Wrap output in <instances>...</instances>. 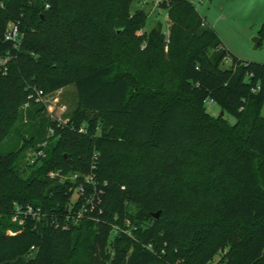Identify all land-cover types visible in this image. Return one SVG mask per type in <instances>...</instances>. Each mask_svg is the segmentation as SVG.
I'll use <instances>...</instances> for the list:
<instances>
[{
  "label": "trees",
  "instance_id": "obj_1",
  "mask_svg": "<svg viewBox=\"0 0 264 264\" xmlns=\"http://www.w3.org/2000/svg\"><path fill=\"white\" fill-rule=\"evenodd\" d=\"M133 1L0 0V147L23 141L0 150V264H207L222 251L219 264H264V63L234 55L190 0L160 4L169 35L160 21L142 32ZM69 85L64 124L30 97ZM76 174L95 184L64 228L82 179L61 177ZM17 205L39 214L21 224Z\"/></svg>",
  "mask_w": 264,
  "mask_h": 264
},
{
  "label": "rangeland",
  "instance_id": "obj_2",
  "mask_svg": "<svg viewBox=\"0 0 264 264\" xmlns=\"http://www.w3.org/2000/svg\"><path fill=\"white\" fill-rule=\"evenodd\" d=\"M190 1L195 4L199 14L207 21V23L216 29L227 48L233 50L230 45H233L234 47L236 46L241 49L242 53H247L250 55L249 57H245L237 54L243 59L264 63V41L260 46H258V48H255V43L253 41L255 37L259 36V30L264 21V0H217V2L215 0ZM162 2L163 0L133 1L131 5V10L133 12L137 9H143L148 14V19L142 32L151 31L157 25V22L160 21L163 23L164 32L169 35L171 21L168 16V11L160 5ZM230 62L231 61L228 60L226 66H230ZM32 89L33 90L30 97L34 98L37 102L43 103L46 106L47 115H49L51 118H61L63 121L58 119L60 123L64 124V121L68 120L66 113L69 110H73L77 105V90L75 85H69L65 88H61V92L58 93L55 91L53 93L43 94L42 97H38L37 94L40 89H37L36 87H33ZM57 95L59 96L60 102L58 104H54L53 101ZM61 105L66 106V112L63 113L61 111ZM28 106L29 102L25 105V107L27 108ZM207 110L214 116L221 114L222 111L220 106L212 101L207 103ZM262 114L264 115V107ZM223 116L232 124L236 122V118L229 113H225ZM26 132H28V127L25 129V133ZM52 133L53 128H48L47 136L52 135ZM45 145L46 141L38 144L35 147L26 148L24 150L21 163H23V165L25 163H33L36 155L40 154L42 151L37 150L38 147ZM22 146L23 141L20 139L18 140L17 135L13 134L2 144L0 150L6 152L13 148L19 149ZM60 174V171H51L49 176L54 178L60 176ZM67 178H70L73 181L75 180L72 176L64 175L61 177V181H65ZM77 196V192H75L71 199V204L68 206V210L73 207L75 201L78 199ZM73 211L77 212V209H74ZM129 225V222H126L125 225L118 224L115 226L114 230H118L119 232H130L125 227ZM8 233L12 234L13 232L9 230ZM223 253L224 252L222 251L221 254L217 255L207 264H219V258ZM16 260V264H20V262L26 264L27 262V259L24 257ZM7 264H10V262Z\"/></svg>",
  "mask_w": 264,
  "mask_h": 264
},
{
  "label": "built area",
  "instance_id": "obj_3",
  "mask_svg": "<svg viewBox=\"0 0 264 264\" xmlns=\"http://www.w3.org/2000/svg\"><path fill=\"white\" fill-rule=\"evenodd\" d=\"M200 1H204V0H200ZM48 5V4H47ZM5 38L9 41H11L15 47H19V45L21 44V40H22V33L20 31L19 25L17 23H13L11 22L9 24V26L7 27L6 33H5ZM1 61L3 63L7 62V57H3L1 59ZM61 92V89L57 90V93ZM38 97H42L43 94H45L42 90H40L39 92H37ZM54 104H58L60 102L59 96H55L54 98ZM52 108V107H50ZM61 111L64 113L66 112L67 108L64 105L60 106ZM53 119H59L62 120L61 118H56V117H52ZM63 121V120H62ZM67 120H65L64 122H66ZM84 128H81L80 131H84ZM74 177V181H80L77 186H76V190H77V195L78 198H80L83 193L86 191V183H91V184H95V180H94V175L92 174H84L83 177H80L79 175H74L72 176ZM78 200V199H77ZM74 206L71 208V212L67 215V219L66 222L62 225V227L64 228H68L71 224H75L78 222V220L84 215V212L87 211V207L85 204H80V208L76 211L74 210ZM32 214L33 216H37L39 214V211H34L33 208L31 206H27V208L25 209H21L20 206H16V213L14 214L13 220L14 221H19L21 224L24 222V218H21L23 215L26 217L27 215Z\"/></svg>",
  "mask_w": 264,
  "mask_h": 264
},
{
  "label": "crops",
  "instance_id": "obj_4",
  "mask_svg": "<svg viewBox=\"0 0 264 264\" xmlns=\"http://www.w3.org/2000/svg\"><path fill=\"white\" fill-rule=\"evenodd\" d=\"M216 2H217V0H215ZM214 1V2H215ZM192 2V1H191ZM223 8H224V5H223ZM207 22V21H206ZM264 22V21H263ZM219 34V33H218ZM223 41V40H222ZM224 46H225V44H224ZM232 48H233V50H231V49H229L234 55H236V56H238L239 58H241V59H243L242 57H240L239 55H241V56H245V57H249L250 55L249 54H247V53H242V51H241V49H239L238 47H234L233 45H230ZM226 47V46H225ZM227 48V47H226ZM237 54H239V55H237ZM245 60V59H244ZM19 258H21V257H19ZM18 258V259H19ZM17 260H15V261H8V262H10V264H16L17 262H16ZM8 262H5V263H3V264H7ZM20 264H23V262H20Z\"/></svg>",
  "mask_w": 264,
  "mask_h": 264
},
{
  "label": "water",
  "instance_id": "obj_5",
  "mask_svg": "<svg viewBox=\"0 0 264 264\" xmlns=\"http://www.w3.org/2000/svg\"><path fill=\"white\" fill-rule=\"evenodd\" d=\"M253 41L255 43V48H258L259 43L261 42V37L260 36H257V37L254 38ZM224 114H225V111L222 110L221 111V116H223ZM159 215H160V211H158L157 213H155V217H159Z\"/></svg>",
  "mask_w": 264,
  "mask_h": 264
}]
</instances>
